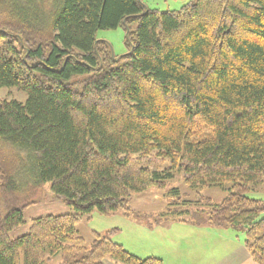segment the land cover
I'll return each instance as SVG.
<instances>
[{
  "label": "trees",
  "instance_id": "16d2710c",
  "mask_svg": "<svg viewBox=\"0 0 264 264\" xmlns=\"http://www.w3.org/2000/svg\"><path fill=\"white\" fill-rule=\"evenodd\" d=\"M5 2L0 91L26 99H0V264H163L127 251L116 229L87 245L76 227L94 212L133 216L136 193L176 174L195 198L173 189L176 210L161 217L242 232L264 264V202L248 196L264 189V0H190L180 11L144 0ZM119 27L122 57L96 38ZM47 184L72 213L14 236L37 203L26 194ZM212 187L227 192L220 203L204 196Z\"/></svg>",
  "mask_w": 264,
  "mask_h": 264
},
{
  "label": "rangeland",
  "instance_id": "374dc122",
  "mask_svg": "<svg viewBox=\"0 0 264 264\" xmlns=\"http://www.w3.org/2000/svg\"><path fill=\"white\" fill-rule=\"evenodd\" d=\"M189 1L144 0V5L148 9L159 11H180ZM6 5V2L0 3V28L12 20L5 9ZM96 38L107 42L116 57H122L129 51L126 45V30L124 27L115 30H100ZM0 99L24 102L26 95L16 88L3 89L0 91ZM175 188L180 190L181 197L185 196L194 200V191L185 187L181 176L176 174L175 178L168 182L165 189L153 188L136 193L130 203V207L134 212L133 216L125 217L122 214L123 212L108 216L94 212L90 219L84 217L80 220L76 227L77 234L85 239L87 245H90L93 232L105 234L116 229L117 233L113 237L114 241L139 258L157 257L163 261V264H211L209 263L213 259L210 256L211 249H216L221 245L220 235L212 243L214 236L211 235L214 233L197 229L196 225L190 222L173 221L166 218V216L161 217V215L169 214L170 210H173V212L176 210L173 204L179 202L177 201L179 195L171 193ZM203 194L212 199L213 202L220 203L226 197L227 192L221 187H212ZM26 195L29 200L37 203L25 210L26 225L14 232V236L26 234L30 229L32 220L39 217L72 213L70 208L52 195L48 184L40 187L30 196ZM248 196L251 199L264 202V189L259 188ZM4 210L3 200L0 199V217L3 216ZM262 217H264V214ZM188 218L185 217L184 220L188 221ZM158 220L161 222L159 223ZM216 234L220 233L217 232ZM233 234L235 239L239 237V242H244L245 236L242 232ZM228 244L225 241L222 245V247H225V251ZM218 256H220L219 252L214 254L215 260ZM59 262L60 258H55L52 264H59Z\"/></svg>",
  "mask_w": 264,
  "mask_h": 264
},
{
  "label": "crops",
  "instance_id": "0c3cea01",
  "mask_svg": "<svg viewBox=\"0 0 264 264\" xmlns=\"http://www.w3.org/2000/svg\"><path fill=\"white\" fill-rule=\"evenodd\" d=\"M148 9V8H147ZM197 229H203L208 231L207 233H214V234H210L211 236H214V238H212V243L215 242V239L217 238L218 235H220V243L221 245L216 248V249H211V258L212 261L210 260L209 263L211 264H255L253 262V260L251 259L248 251L246 250L245 246H244V242L241 243L239 242V237H234L235 231L227 229V230H223V229H217V228H200L197 227ZM201 231V230H199ZM220 233V234H216V233ZM204 233V232H203ZM229 243L226 248L227 250L225 251V247L222 245L224 244V242ZM219 255L217 260H215L214 258V254H218ZM111 264V263H109Z\"/></svg>",
  "mask_w": 264,
  "mask_h": 264
}]
</instances>
